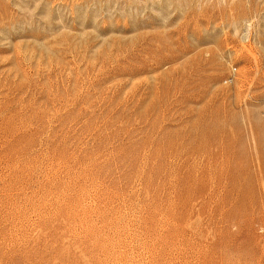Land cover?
<instances>
[{
    "label": "rangeland",
    "instance_id": "374dc122",
    "mask_svg": "<svg viewBox=\"0 0 264 264\" xmlns=\"http://www.w3.org/2000/svg\"><path fill=\"white\" fill-rule=\"evenodd\" d=\"M0 264H264V0H0Z\"/></svg>",
    "mask_w": 264,
    "mask_h": 264
}]
</instances>
